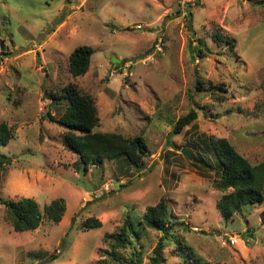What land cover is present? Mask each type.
Segmentation results:
<instances>
[{
  "label": "rangeland",
  "instance_id": "rangeland-1",
  "mask_svg": "<svg viewBox=\"0 0 264 264\" xmlns=\"http://www.w3.org/2000/svg\"><path fill=\"white\" fill-rule=\"evenodd\" d=\"M119 1L0 0V122L13 128L0 145L8 159L0 197L27 195L41 207L60 196L66 208L59 222L15 231L0 204V264H94L110 248L103 234L128 217L140 235L128 233L116 264H149L159 231L142 214L160 197L173 237L156 264H184L182 251L189 262L264 264V198L224 217L215 202L229 188L214 187V174L180 151L196 154L201 138L225 136L250 162L264 160V0H195L187 15L176 0ZM79 44L93 52L74 76L67 55ZM70 82L94 100V131L142 136L138 164L106 158L83 168L68 150L65 129L45 113L62 112L67 99L51 93ZM192 108L195 118L174 134ZM89 217L99 227L83 228ZM228 234L235 244L222 243Z\"/></svg>",
  "mask_w": 264,
  "mask_h": 264
},
{
  "label": "trees",
  "instance_id": "trees-1",
  "mask_svg": "<svg viewBox=\"0 0 264 264\" xmlns=\"http://www.w3.org/2000/svg\"><path fill=\"white\" fill-rule=\"evenodd\" d=\"M213 38L229 42L230 47H234L231 37H222L220 34H213ZM203 44V40L199 39ZM93 52V47L88 44H79L71 48L67 55L69 72L76 76L83 74L89 68V59ZM199 53V51H198ZM202 56V55H201ZM197 88L200 86V80H196ZM199 84V85H198ZM55 99H67V105L62 112L53 116L46 111V117L55 121L65 129L62 140L68 150H72L78 155V159L83 163V168L88 165L98 166L104 159H118L124 157L127 161L138 164L143 155H146V145L140 135L124 137L116 131H94L98 125V116L96 106L91 95L80 91L73 82H70L60 89V94L51 93ZM196 116L195 110L189 109L185 114L179 116L172 126L174 134L180 133L183 127L191 122ZM192 124L191 126H193ZM13 128L6 122H0V145H6L12 137ZM199 153H193L190 150V156L195 163L202 165L204 170H209L214 174V187L221 189L229 188L224 191L215 202L220 213L228 218L240 210L244 204H260L264 198V160L255 163L234 148L231 142L225 136L201 138ZM208 154V155H207ZM8 163L4 154H0V174L3 165ZM126 185V184H125ZM1 186V179H0ZM0 204L7 208L11 227L15 231L33 230L40 222L46 218L48 220L59 222L65 213V201L62 197L54 196L49 201L39 207L36 200L27 195L17 196L12 199H3L0 197ZM142 214L143 225L159 231L157 244L153 249L152 256L149 258V264H156L162 260L161 252L168 239L173 237L170 233L173 221L167 214L165 200L159 198L153 205H148ZM260 223L264 225V209L260 212ZM101 221L94 217H89L81 226L85 229L99 227ZM131 218H126L125 222L119 227L117 232L104 233L103 236L109 240L110 248L104 250V253L94 264H116L121 262L119 249L130 243L128 233L138 237L140 227L135 226ZM174 243L178 244V240ZM181 248H185L181 246ZM184 264H212L207 261H201L200 258L193 256L192 261H188L187 252L182 251ZM140 253L136 254V259L140 260ZM215 264H225L223 262Z\"/></svg>",
  "mask_w": 264,
  "mask_h": 264
},
{
  "label": "built area",
  "instance_id": "built-area-1",
  "mask_svg": "<svg viewBox=\"0 0 264 264\" xmlns=\"http://www.w3.org/2000/svg\"><path fill=\"white\" fill-rule=\"evenodd\" d=\"M194 1L195 0H176L177 5L180 7L183 15H187V13L189 12V7ZM104 188H108V185H105ZM222 237H223L222 239L223 244H226L228 242L229 244H235L237 242V238L235 236L228 234Z\"/></svg>",
  "mask_w": 264,
  "mask_h": 264
},
{
  "label": "water",
  "instance_id": "water-1",
  "mask_svg": "<svg viewBox=\"0 0 264 264\" xmlns=\"http://www.w3.org/2000/svg\"><path fill=\"white\" fill-rule=\"evenodd\" d=\"M115 60H117V58L112 57V61H115ZM180 151H181V153H183L184 155L190 156V150L182 148Z\"/></svg>",
  "mask_w": 264,
  "mask_h": 264
},
{
  "label": "crops",
  "instance_id": "crops-1",
  "mask_svg": "<svg viewBox=\"0 0 264 264\" xmlns=\"http://www.w3.org/2000/svg\"><path fill=\"white\" fill-rule=\"evenodd\" d=\"M122 1L120 0L119 3H121Z\"/></svg>",
  "mask_w": 264,
  "mask_h": 264
}]
</instances>
